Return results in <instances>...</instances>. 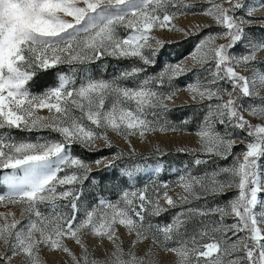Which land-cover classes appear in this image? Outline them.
Returning <instances> with one entry per match:
<instances>
[{
    "label": "snow or ice",
    "instance_id": "obj_1",
    "mask_svg": "<svg viewBox=\"0 0 264 264\" xmlns=\"http://www.w3.org/2000/svg\"><path fill=\"white\" fill-rule=\"evenodd\" d=\"M258 9H264V0H0V185L6 187L0 204L21 208L20 219L0 213V244L6 245L0 264H14L17 257L25 264H44L41 248L63 251L72 264H155L151 250L146 256L133 251L136 240L125 249L120 227L137 240L150 235L175 254L176 264H264V96L256 89L257 84L264 87V58L256 55L264 50V36L247 34L244 27L257 18ZM188 12L210 18L205 27L220 30L195 45L192 67L169 64L148 75L165 43L153 31L175 29V18ZM237 44L245 45L244 54H233ZM105 57L140 63L108 80L89 75L88 65ZM60 65L70 72L59 74L56 86L31 91L38 73ZM249 67V75L237 70ZM191 72L206 75L185 86L202 109V120L196 131L199 148L179 149L192 156L174 185L182 191L170 195L173 185L168 183L124 188L115 200L101 197L92 205L81 204L82 191L76 189L92 169L72 155L71 146L87 149L103 139L111 148L108 130L125 137L176 130L164 115L178 91L172 81ZM142 74L134 87L122 83ZM164 87L168 90L160 91ZM242 98L253 103L246 105ZM13 130H47L59 139L18 140ZM238 141L247 142L236 155ZM129 148L103 167H116L125 155L144 161L120 169L131 180L147 159L130 142ZM229 157L231 164H216ZM162 167L157 163L154 171ZM232 189V198L214 202ZM194 201L204 203L192 207ZM177 208L170 222H150ZM89 234L107 239L112 250L94 258L84 239ZM67 240L79 246V255Z\"/></svg>",
    "mask_w": 264,
    "mask_h": 264
},
{
    "label": "rangeland",
    "instance_id": "obj_2",
    "mask_svg": "<svg viewBox=\"0 0 264 264\" xmlns=\"http://www.w3.org/2000/svg\"><path fill=\"white\" fill-rule=\"evenodd\" d=\"M189 2H191V0H189ZM257 2L258 0H250V3L252 4H256ZM253 16L257 18L251 19L249 23H246L244 25L245 31L247 34L255 35L257 38L262 37L264 36V19H260L259 17H264V9H258L256 12L253 13ZM173 23L176 25L175 29L157 28L153 31L152 35H154L158 39L165 41V42H171L177 39L184 38L186 36H191L195 38V42L193 43L191 50L187 54L183 55L181 58L176 60L175 62H169L166 60L163 61L162 68L164 69L165 66L169 64L171 65L182 64L187 67H192L190 53H192V51L194 50L195 45L199 42L200 39L203 38V36L207 35L209 32L215 33L216 31H219L220 29H218L215 25H213V27L210 29L206 28L205 25L210 24L211 20L210 18L203 16L199 14L198 12L195 14L192 12H188L185 15H179L175 18ZM179 29H183L184 31H180ZM199 29H203V31H199ZM223 42L224 41L222 40L217 41V43H223ZM152 43L155 46V41H152ZM245 43H247V41H245ZM244 50H245L244 44H237V46L232 51L234 55H241V54H244ZM256 55L258 57L264 58V50L257 51ZM253 66L255 67L257 65H253ZM237 70L241 71L245 75H249L252 71V67H249L248 69L238 68ZM69 72H70V69L68 67L62 73H69ZM97 73L100 74V72H97ZM198 75H206V73L191 72V73L186 74V76L190 79L189 82H192ZM93 77L100 79L97 76L96 77L93 76ZM113 77L115 76L113 75L109 79H112ZM187 83H185V85H183L182 87L177 88L178 91L176 92L175 96L173 97L171 101L168 102L169 107L180 105V104H185V103L195 102L191 99L190 93L186 90L185 86L187 85ZM256 89L260 92V95L264 96V87L257 84ZM242 102H244L247 105V104L253 103V100L242 98ZM46 114H47L46 111L41 112V115H46ZM244 114L246 118H248L252 122L254 123L260 122L256 117L250 116L248 112H245ZM180 124H182L183 126L176 127V130H171V129L167 131L157 130L154 132L147 133L145 137H140L138 135L125 137L111 130H108V136L112 142V147L116 149V152L122 150L125 154H128L130 152V148H129V142H130L131 145L135 148L137 155H141V154L142 155H148V154L159 155V153L157 152V149H159V151L163 153L177 152V153H180L182 157L187 158V159H184L178 165L171 163L170 167H168L170 169L165 173V175H163L162 178L160 177L158 178L157 172L154 171L158 163L157 161L146 164L142 171L143 176H145V179L151 185L150 189L153 187V185L168 183L170 185H173L172 187L168 189V191H169V194L173 195L174 197L176 196V194L182 191L180 187L174 186L175 182L177 181L178 176L183 173L185 165H190V162L192 160V156L189 153L180 152L179 149L199 148L200 146L199 139L196 135V131L198 127L194 130H188L184 127L186 126V124H183L182 121H180ZM246 142L247 141H244L243 143H246ZM243 143H240L238 141V146L234 147L233 149L234 154L239 155L241 153L243 149ZM101 148H107L103 139H98L95 142V144L91 145L87 149L86 148L84 149L85 150H96V149H101ZM113 156L114 154H107V155L102 156L100 159H98L102 161V164L100 165L96 163L97 160L94 162H89L87 164L90 165L91 169H96V168L101 167L103 164H106L109 160L113 158ZM231 163H232V157H229L227 160L216 159V164H219L220 166H225ZM261 163L264 164V161H261ZM164 164H168V162L164 161ZM63 174L64 173H61V175ZM107 187L113 192H115L116 197L119 196V192L121 189H124V188H129L132 190L139 189L136 187H133V188L124 187L123 185L119 186L118 183H111ZM76 190L78 191V189ZM4 191H6L5 186H3V189L0 191V193H3ZM234 195H235V189L229 190L225 194L226 197H222V196L217 197L214 202L223 203L225 200L232 198ZM102 197L108 198L106 197V195ZM99 198L101 197L95 196V197L90 198L89 200L90 203L88 204L84 201L82 197H80L79 202L81 204L92 205L96 203V201ZM260 198L264 200V194H261ZM61 203H62V210H63V205H67V201H63ZM203 203L204 201H198V202L194 201L191 206L199 207L203 205ZM172 210L173 212L171 213V217L168 222H170L172 217L176 214V212L179 211L178 208L172 209ZM9 212L14 213L16 218L20 219L21 208L19 206L0 204V213H9ZM154 218L155 217H151L150 222L153 224H158V221L157 220L155 221ZM229 222L231 221L229 220ZM119 235H120V238L123 242V246L125 247V249H128L129 247H131L132 241L136 240V243L133 247V251L137 255L146 256V254L149 253V250H151V258L155 260V264H176L175 254L169 251H166L165 247L162 244L158 242H154L150 235L147 239L137 240L135 237V234H129L128 231L123 227H120ZM84 239L89 249L91 250L94 258H103V256L107 252L112 250V245L107 239H101L99 237H95L90 234L85 236ZM66 243H67V246L71 248L73 252L79 255L80 248L74 241L67 240ZM174 246L175 245L173 242H168V247H174ZM5 247L6 245L0 244V250H3V248ZM40 256L42 260L44 261V264H72L71 257L68 256V254L64 253L63 251L52 250L50 248H41ZM14 264H25V261L22 257H17L14 260Z\"/></svg>",
    "mask_w": 264,
    "mask_h": 264
},
{
    "label": "trees",
    "instance_id": "obj_3",
    "mask_svg": "<svg viewBox=\"0 0 264 264\" xmlns=\"http://www.w3.org/2000/svg\"><path fill=\"white\" fill-rule=\"evenodd\" d=\"M194 42L195 38L191 36H186L184 38L177 39L171 42H165L163 47L159 49V51L154 57L156 63L148 67L147 74H158L160 71L163 70V61L166 60L169 62H175L191 50ZM92 63L88 65L89 75H91L92 77L97 76L98 78L109 79L113 75L118 76L121 71L129 69L134 65L139 66L140 62L134 58L118 59L115 57H105L101 60L94 61ZM68 67L69 66L67 65H60L54 69L41 71L33 79V81L30 82L31 91L34 93H38L42 92L46 88L56 86V84L58 83L59 74L65 71V69H67ZM97 72H100V74H98ZM139 79H143V74L139 78L125 80L122 81V83L126 86L134 87L138 83ZM189 81L190 79L185 74L179 77L178 79L173 80L172 84L173 87L180 88ZM167 90V87L160 89V91L165 92ZM164 115L165 119L170 124L176 127H181L183 125L180 124V121H187V124L184 127L188 130H194L198 127L199 122L202 120V109L197 105L196 102H191L169 107V110ZM237 132H239V130H237ZM12 135L15 136L18 140L29 139L35 141L38 136L46 137L48 139H59L56 133H50L47 130L40 131L38 133H26L19 130H13ZM241 135H243V133H241ZM70 151L72 155L78 156L85 163L94 162L104 155L116 153V149L113 147L101 148L96 150H85L78 144L72 145ZM143 156L147 159V164L157 161L158 163L163 165L161 171L157 173L158 178H162L163 175H165V173L170 169L168 167H170L171 163L178 165L184 159H187L186 157H182V155L177 152H167L163 156L154 154H148ZM164 161L168 162V164H164ZM133 163H141L143 165L144 161H141L139 159L135 161H130L128 157L125 156L123 159L116 161V167L104 168L102 165L99 168L92 169V172L88 174V179L83 182L82 186H77L78 191H82L81 197L88 204L90 203V198L95 196L102 197L106 195V197H108L107 199H116L117 197L115 192H113L107 187L111 183H118L119 186L123 185L124 187H136L139 189L148 186L150 189L151 185L149 184V182H147L145 176H143V170L138 173H135L134 177L131 180L124 176L120 171L121 168L130 167ZM2 175L3 170H0V176ZM2 189L3 186L0 185V191ZM222 197L226 196L223 195ZM172 212L173 210L171 209L168 212L162 214L160 217H155L154 220H157L158 224H165L169 221Z\"/></svg>",
    "mask_w": 264,
    "mask_h": 264
}]
</instances>
